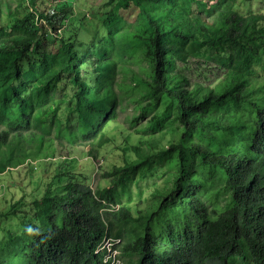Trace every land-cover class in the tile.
I'll use <instances>...</instances> for the list:
<instances>
[{
	"label": "trees",
	"instance_id": "16d2710c",
	"mask_svg": "<svg viewBox=\"0 0 264 264\" xmlns=\"http://www.w3.org/2000/svg\"><path fill=\"white\" fill-rule=\"evenodd\" d=\"M16 1L6 20L0 1V175L29 160L30 136L98 159L92 145L128 111L132 128L149 116L154 137L125 144L103 175L111 187L63 167L32 218L22 200L0 212L22 226L0 237V264H112L106 239L126 264H264V12L238 0ZM210 63L216 82L183 73ZM157 134L178 141L161 149ZM153 158L165 185L133 213L118 190Z\"/></svg>",
	"mask_w": 264,
	"mask_h": 264
},
{
	"label": "rangeland",
	"instance_id": "374dc122",
	"mask_svg": "<svg viewBox=\"0 0 264 264\" xmlns=\"http://www.w3.org/2000/svg\"><path fill=\"white\" fill-rule=\"evenodd\" d=\"M3 4V20L8 17L9 9L16 6V0H0ZM83 1V0H81ZM105 0H96L95 4ZM237 7L239 10L246 12L249 10H261L264 12V0H238ZM91 18V16L89 17ZM100 24L97 22L96 26ZM100 27V26H99ZM90 28L93 29L92 26ZM61 52H58V56ZM179 65V64H178ZM212 70L206 71L200 68L196 71V65L192 64L189 69L183 70L192 82L199 81L205 84L217 81V76L221 75V69L210 63ZM214 67V68H213ZM63 92L70 94L73 92L72 86L65 84ZM161 107L158 111H161ZM61 114V111L59 112ZM129 111L116 121H111L106 125L104 133L109 137L110 142L98 147L97 144L92 145L94 150L98 151V159H90L89 148L86 144L68 146L60 142L45 144L38 147L37 136H30L28 148L30 149V158L26 163L18 165L9 171L0 175V212L7 210L13 203L22 200L30 208H25L26 215L30 218L33 216L34 204L37 199L44 194L45 190L53 185L51 176L60 173L63 167L69 169L76 175L81 182L90 184L93 189L111 187L113 182L111 179L105 178L103 175L113 170L114 165H122V149L126 143L129 145H139L142 141H148L154 136L150 133H144L142 129L149 116L143 120H139L135 124V128L125 123L126 116ZM72 127L77 125L71 122ZM156 138H160L158 147L166 149L170 142L178 141V134L164 135L157 134ZM52 148H56L53 150ZM76 148V149H68ZM132 156V153L129 152ZM47 155V156H46ZM69 158V159H68ZM70 158H76L71 160ZM166 166L159 163L156 158L151 160L150 166L140 169L136 177L127 184L125 189L119 188L118 194L122 203L129 206L133 213L143 208L152 198L153 191L165 185ZM193 187V186H192ZM42 202V199L39 201ZM41 206L39 213V222L43 223L45 215L47 216V205L38 203ZM45 211V212H44ZM22 226H13L7 218H0V237L7 238L9 232L21 231ZM4 238V239H5ZM118 264H126L127 259L122 256Z\"/></svg>",
	"mask_w": 264,
	"mask_h": 264
},
{
	"label": "built area",
	"instance_id": "2783aa9c",
	"mask_svg": "<svg viewBox=\"0 0 264 264\" xmlns=\"http://www.w3.org/2000/svg\"><path fill=\"white\" fill-rule=\"evenodd\" d=\"M113 240L106 239L103 241L102 247L100 249H107L108 255L106 259L113 258L112 264H118L117 262L120 260L115 259L116 255L118 254L117 251H113L112 247L115 243L112 242ZM118 243V242H117Z\"/></svg>",
	"mask_w": 264,
	"mask_h": 264
}]
</instances>
